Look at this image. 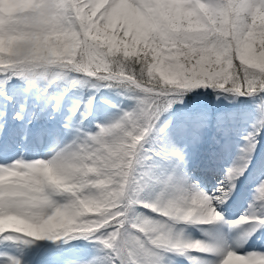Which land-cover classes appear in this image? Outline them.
<instances>
[{
    "label": "snow or ice",
    "instance_id": "1",
    "mask_svg": "<svg viewBox=\"0 0 264 264\" xmlns=\"http://www.w3.org/2000/svg\"><path fill=\"white\" fill-rule=\"evenodd\" d=\"M52 32L70 38L71 52L34 57L25 38L43 40ZM0 39L5 83L14 77L30 88L41 82L51 86L69 73H86L140 93L132 111L97 125L94 134L50 159L0 165V239L25 246L63 237L90 239L109 251L111 264H166L167 253L185 256L190 264H264V252L238 253L184 240L173 228L179 222H222L216 205L228 202L252 164L264 128V0H39L0 26ZM200 88L260 97L261 128L254 126L244 137L241 163L226 169L213 194L168 177L154 201H139L136 171L145 159L146 137L162 112L187 90ZM49 101L45 88L39 106ZM4 115L0 112V133ZM16 118H22L19 112ZM254 199L264 204V178ZM138 203L170 223L134 216ZM230 223L250 224L244 236L251 238L264 229V216L245 215ZM189 250L220 259L194 261ZM3 264L22 261L6 256Z\"/></svg>",
    "mask_w": 264,
    "mask_h": 264
},
{
    "label": "rangeland",
    "instance_id": "2",
    "mask_svg": "<svg viewBox=\"0 0 264 264\" xmlns=\"http://www.w3.org/2000/svg\"><path fill=\"white\" fill-rule=\"evenodd\" d=\"M38 2L39 0H0V26L14 20L18 13L27 11ZM5 5H8L7 9H5ZM25 39L31 43V54L34 57L53 59L59 53H70L73 48L70 38L62 33L52 32L43 40L31 37ZM47 59H39L37 62L43 64L47 62ZM45 88L50 101L46 107L41 108L39 94ZM139 95L138 91L130 89L121 82L97 80L96 77H89L86 73H69L67 79L58 80L51 86H48L46 82H41L31 88L25 82L14 77L5 83L4 77L0 76V112L5 113L3 116L4 125L8 116L16 117V113L19 112L23 116L22 122L25 120L44 122V128L42 127L41 131L43 145L41 142L39 147L45 146L46 141L54 139V142L50 144L51 150L46 151V149L38 147L29 154L25 150L30 146V143H27L23 134L18 133L16 134L19 139V144H16L18 151L12 155L5 154V158H0V165L11 164L17 159L47 160L49 156L66 145L82 140L86 134H94L98 131L97 125L111 124L118 120L124 112L132 111L136 107V97ZM8 97L12 98L11 101L7 99ZM261 102V98L257 96H233L211 88L187 90L171 108L161 113L155 129L146 137L141 153L145 159L136 171V181L140 188L138 200L141 202L154 201L163 189L162 182L168 177H173V180L176 179L181 184L179 179L184 178L185 187L190 188L195 185L204 192L213 194L215 188L220 184V180L224 178L226 169L241 163L243 156L241 150L246 147L244 137L254 130V126L261 128L262 114L259 107ZM11 103L16 107L9 113ZM228 110L234 112L227 113L226 117H223V114ZM161 128H164V132L160 131ZM2 138L5 136L0 137V139ZM257 140L259 143L256 144V150L252 155V164L249 165L244 176L237 181L236 189L232 193L233 198L239 193L246 198L245 200L243 197H239V206L235 213H231V215H237L235 218L252 202L248 198L249 196L255 197L256 187L260 179L264 178V154H262V161L258 160L259 157L257 158L264 152V128L261 129ZM60 142L61 144H59ZM207 149L215 151L209 153ZM177 153L183 156L182 161L178 158ZM216 159L219 161L221 170L218 175H213L206 170L205 166L209 161L214 164L213 160ZM220 175L221 178L218 180ZM54 199L63 202V197L56 196ZM257 204H259L258 201ZM216 207L223 215L224 221L230 222L235 219L225 216L223 204H218ZM133 215L170 223L166 217L143 207L142 203L135 206ZM205 226L200 225V227ZM200 227L197 229L195 222L173 224L177 234L184 235V240L191 241L198 240V232L203 230ZM238 227L231 228V230H237ZM228 229L230 230L229 227ZM67 239L70 238L67 237ZM72 240H69L72 242L71 244L66 245L69 249L66 248L68 251L65 260L58 257L64 252L56 251L49 257L48 263L45 261V257L48 258L49 255L45 256L44 253L45 250L48 251L49 245L54 240L35 241L30 246H25L19 241L0 239V264H3L6 256L18 257L23 264V260H26L31 252L35 255V261L41 264L44 261L45 264H87L92 260H95V264H111L109 251L102 249L103 247L96 241L83 238ZM61 245L63 246V244ZM261 247L247 245L236 251L238 253L264 252V247ZM189 254L197 255L194 250ZM168 255L169 253L166 254V259ZM52 256L55 258L50 259ZM40 257L44 258V261ZM176 257L178 258L173 264H190L185 256L176 254ZM62 259L63 261H61ZM174 259L176 258L174 257ZM215 259L214 262L218 261L220 257L217 256ZM30 261L32 262V259ZM30 261L28 260V262Z\"/></svg>",
    "mask_w": 264,
    "mask_h": 264
},
{
    "label": "bare ground",
    "instance_id": "3",
    "mask_svg": "<svg viewBox=\"0 0 264 264\" xmlns=\"http://www.w3.org/2000/svg\"><path fill=\"white\" fill-rule=\"evenodd\" d=\"M11 104H12V106L10 107L11 110L9 111V113H11L12 110L15 109V107H16V106L14 107L13 103H11ZM21 117L22 118H16L14 116H8V119L6 120V124H5L4 131H3V133H0V137L5 136V138H3V139L0 140V152H3L5 154H8L9 155V153L11 154V151L17 150L18 147H16L17 146L16 144H19V139H18V137L15 134H13L14 131H18V133L23 134V136H25V139H27V143H30V146L25 150L26 153L27 152H29V154L33 153V151H35V149H37L39 147V144L43 141L42 140V136H41V134H42L41 129L43 127V123L44 122H41V121H38V120H33V121H26L25 120L24 122H22L23 121V116H21ZM51 142H54V139H53V141H46L45 142V146H41L39 148H43V150L46 149V151L51 150V145H50ZM59 144H61V142ZM42 145H43V142H42ZM52 145H54V144H52ZM207 151L209 153H211V152H213L215 150L214 149H207ZM262 154H264V152L261 153V156H259V155L257 156V158L259 157L258 160L261 159V161H262ZM4 156H6V155H4ZM51 156H49L47 159H50ZM261 164H262V162H261ZM205 167H207L206 170L209 173H212L213 175H218L219 172H220V165H219V161L217 159L214 160V164L209 161L208 165L205 166ZM206 176H208V175H206ZM220 178H221V175L218 176V180ZM223 179H221L220 182ZM179 180L182 182V184L179 183L178 180H176V179L174 180V182L179 183L182 186H186L185 185L184 178L179 179ZM239 197L240 198L243 197V194L239 193L234 198H233V195H232L231 198L228 200V202L225 203V204H223L224 207H225L224 208V210H225L224 214H225V216L227 218L228 217H230V218L231 217H234L235 218V216H237L236 214L231 215V213H235L236 208L239 206V204H238ZM254 198L255 197L249 196L248 199L249 200H252V202L249 204V206H247L246 208H244L242 212H240V214H239V216L237 218L233 219L232 221H236L239 217L245 216V215L264 216V204H261L260 202H259V204H257V201ZM244 199L246 200V198H244ZM232 221H230V222H232ZM225 222H226V220L225 221L223 220L222 222H212V223H196L195 222V225H196L197 229H198V227H200V225H202V226L203 225H206L205 227H200L203 230L199 229L201 231L198 232L199 233L198 240L203 241V242H205L207 244L219 245V246H222L224 248H231V249H233L235 251L237 249H239V248L241 249V248H243L244 246H247V245L248 246L250 245L252 247H257V248H260L261 246L264 247V229H261V230L257 231L255 234H253L251 236V238H247V237L244 236V233L250 227V224L237 225V226H239L237 230H235V229L234 230H231V228H234L236 226H232L230 222H226V223ZM207 226H209V227L207 228ZM228 227L230 228V230L228 229ZM188 229H190V228H188ZM64 238L65 237L59 239L60 241L59 240H54V242L52 241L53 243H51L49 245L50 247H49L48 251L45 250L46 252L45 251H44L45 253L43 252L45 254V256L49 255L48 258L45 257V261L49 260V257L51 255H53L54 253H56V251H58V253L64 252V253L61 254V256H58V257L64 258V260H65V258H67V256H66L67 255V251H68L67 249H69V248H67L68 246H66V245L71 244L72 242H70L69 240L73 241L72 239H74V238H70V239H67V237L65 239ZM182 238L184 239V235L182 236ZM243 240H246L247 242L242 244V241ZM45 241H47V240H45ZM256 242H258V243H256ZM64 243H66L65 246H64ZM61 244H63V246ZM241 244H242V246H241ZM22 247H23V245H22ZM65 249H66V251H65ZM102 249H104V248H102ZM190 251H192V250H189V252ZM104 252H105V250H104ZM195 252L197 253V255L191 256L194 261L195 260H207V261L214 262V260H216L215 258H217V256L210 255L208 253L199 252V251H195ZM30 255H29L30 257L28 256L26 258V260H23L24 261L23 264H33V263L41 264V263H37V261H35L36 260L35 259V255H33L32 252H31ZM32 255H33V257H32ZM36 256H38V255H36ZM174 257L176 259H174ZM40 258L42 259V257H40ZM54 258L55 257L52 256V258H50V259H54ZM177 258L178 257H176V254L169 253L168 258L166 259V262H167L166 264H173L175 262V260H177ZM31 259H32V262L30 261ZM180 259H181V257H180ZM28 260L30 262H28ZM45 261L43 262V264H45ZM61 261H63V259ZM185 263H186V261H185Z\"/></svg>",
    "mask_w": 264,
    "mask_h": 264
},
{
    "label": "clouds",
    "instance_id": "4",
    "mask_svg": "<svg viewBox=\"0 0 264 264\" xmlns=\"http://www.w3.org/2000/svg\"><path fill=\"white\" fill-rule=\"evenodd\" d=\"M4 7H5V9H7L8 5H5ZM12 39H16V38H12ZM8 42L11 43V40ZM4 44H5V41L3 39H0V51H3Z\"/></svg>",
    "mask_w": 264,
    "mask_h": 264
},
{
    "label": "trees",
    "instance_id": "5",
    "mask_svg": "<svg viewBox=\"0 0 264 264\" xmlns=\"http://www.w3.org/2000/svg\"><path fill=\"white\" fill-rule=\"evenodd\" d=\"M188 96V95H187ZM190 97H191V95H190ZM234 111L233 110H228V111H226L224 114H223V117H226V114L227 113H230V114H232ZM211 121V120H210Z\"/></svg>",
    "mask_w": 264,
    "mask_h": 264
}]
</instances>
